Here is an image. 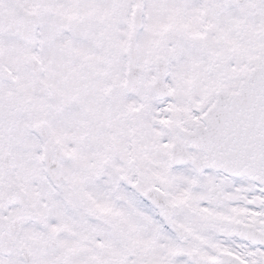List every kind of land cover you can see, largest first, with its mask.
Segmentation results:
<instances>
[{
    "label": "snow or ice",
    "instance_id": "6c2138e0",
    "mask_svg": "<svg viewBox=\"0 0 264 264\" xmlns=\"http://www.w3.org/2000/svg\"><path fill=\"white\" fill-rule=\"evenodd\" d=\"M0 264H264V0H0Z\"/></svg>",
    "mask_w": 264,
    "mask_h": 264
}]
</instances>
